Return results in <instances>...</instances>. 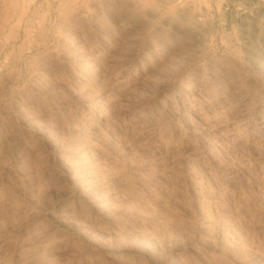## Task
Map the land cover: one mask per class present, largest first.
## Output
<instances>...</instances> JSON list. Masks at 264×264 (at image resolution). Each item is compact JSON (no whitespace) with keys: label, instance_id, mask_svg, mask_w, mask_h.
<instances>
[{"label":"rangeland","instance_id":"obj_1","mask_svg":"<svg viewBox=\"0 0 264 264\" xmlns=\"http://www.w3.org/2000/svg\"><path fill=\"white\" fill-rule=\"evenodd\" d=\"M0 264H264V0H0Z\"/></svg>","mask_w":264,"mask_h":264},{"label":"bare ground","instance_id":"obj_2","mask_svg":"<svg viewBox=\"0 0 264 264\" xmlns=\"http://www.w3.org/2000/svg\"><path fill=\"white\" fill-rule=\"evenodd\" d=\"M181 19V18H180ZM184 19V18H183ZM182 21V20H181ZM198 30V32L200 33V29H196V31Z\"/></svg>","mask_w":264,"mask_h":264},{"label":"built area","instance_id":"obj_3","mask_svg":"<svg viewBox=\"0 0 264 264\" xmlns=\"http://www.w3.org/2000/svg\"><path fill=\"white\" fill-rule=\"evenodd\" d=\"M176 1L181 2V1H184V0H176Z\"/></svg>","mask_w":264,"mask_h":264}]
</instances>
